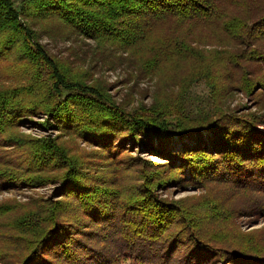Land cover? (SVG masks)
Here are the masks:
<instances>
[{
	"label": "trees",
	"instance_id": "16d2710c",
	"mask_svg": "<svg viewBox=\"0 0 264 264\" xmlns=\"http://www.w3.org/2000/svg\"><path fill=\"white\" fill-rule=\"evenodd\" d=\"M16 1L20 9L0 0V60L17 51L19 77L0 87V192L60 182L63 200L0 202V262L264 264L263 240L234 226V219L264 216V113L239 116L224 105L237 91L264 95V0ZM50 16L135 55L144 75L196 66L174 98L129 111L103 85L75 79L21 21ZM194 27L217 32L218 50L196 51ZM199 83L209 89L207 106L192 97ZM37 115L47 117V131L97 150L74 156L56 138L22 134ZM174 137L193 144L170 153ZM134 149L165 162L136 159ZM192 186L206 192L178 201L159 194ZM88 234L98 247L83 242Z\"/></svg>",
	"mask_w": 264,
	"mask_h": 264
},
{
	"label": "rangeland",
	"instance_id": "374dc122",
	"mask_svg": "<svg viewBox=\"0 0 264 264\" xmlns=\"http://www.w3.org/2000/svg\"><path fill=\"white\" fill-rule=\"evenodd\" d=\"M14 1L16 7L20 9L21 2ZM26 5V2H24V6ZM21 21L22 23L27 22V24L31 25L45 50L53 59L59 60L73 74L75 79L89 85H103L113 100L129 111L140 108L142 104L150 106L156 102L160 104L163 101L174 98L178 94L180 86L186 84V80L188 81V74L196 66L195 62L167 66L156 75H144L142 71L145 70L138 65V59L135 55L119 51L110 45H98L95 41L76 34L54 17L50 16L43 19H32L31 17L25 19L22 17ZM191 29H193L191 37L196 39V43H193V48L196 51L208 55L210 52L218 50L217 44L219 40L217 32H214L211 28L194 27ZM188 30L181 29V32L186 34ZM17 54V51H14L9 60H0V87L15 86L17 84V78L19 77L15 75L16 69L13 68ZM191 92L195 104L207 106L210 103L209 89L204 83L193 86ZM224 105L226 106V111H232L233 114L236 112V115L239 116L263 114L264 95L262 92L246 95L237 91L224 101ZM46 118L45 115H37L30 118L29 122L20 128V132L33 138H45L47 136L53 139L56 138L74 156H84L85 158L93 150H97L96 146L87 143L82 138L74 135L68 136L57 130L47 131L41 126ZM192 144L193 140L191 138L181 139L174 137L170 140L168 149L170 153H182L185 151V145L191 146ZM90 154L88 157L92 156ZM130 154L136 159L153 160L158 163L165 162L164 158L139 153L137 149H134ZM87 158L85 159L86 162L89 161ZM60 185V182H54L38 188L4 190L0 192V202L16 200L20 203H28L35 199L56 202L63 200L61 197H58L57 193ZM205 192L206 190H199L193 186L188 187V189L168 187L159 190L160 196L169 201L185 200L202 195ZM235 225H237L241 232L253 234L264 242V216L259 214L246 215L234 219ZM91 236V234L86 235L87 240L83 239V242L87 245L98 247L99 244L96 239H89ZM52 255V253L46 252L44 258L46 260H54ZM12 261L9 263L0 262V264H12ZM210 264L226 263L215 261L214 259Z\"/></svg>",
	"mask_w": 264,
	"mask_h": 264
}]
</instances>
